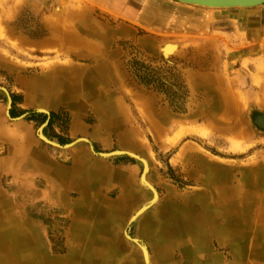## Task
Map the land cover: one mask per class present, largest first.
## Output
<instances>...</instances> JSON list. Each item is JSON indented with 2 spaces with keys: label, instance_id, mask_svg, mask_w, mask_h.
Returning a JSON list of instances; mask_svg holds the SVG:
<instances>
[{
  "label": "rangeland",
  "instance_id": "obj_1",
  "mask_svg": "<svg viewBox=\"0 0 264 264\" xmlns=\"http://www.w3.org/2000/svg\"><path fill=\"white\" fill-rule=\"evenodd\" d=\"M154 2L131 21L93 0H0V222L69 256L86 191L139 264H264V78L243 57L262 6Z\"/></svg>",
  "mask_w": 264,
  "mask_h": 264
},
{
  "label": "bare ground",
  "instance_id": "obj_2",
  "mask_svg": "<svg viewBox=\"0 0 264 264\" xmlns=\"http://www.w3.org/2000/svg\"><path fill=\"white\" fill-rule=\"evenodd\" d=\"M184 5H189V4H184ZM189 6H196V7L209 8V9H251V8H240V7L212 8V7L198 6V5H189ZM102 47L103 46H101L98 43H93L91 46L93 50L95 49L99 50V48ZM163 50L165 52L170 50L173 51L175 50V47L168 44V46L166 45L165 48H163ZM95 62L97 61H93V63ZM52 170H54L55 178L59 183V185H63V186L75 185V187L77 186L75 180H73L74 181L73 183L72 179H69L70 176L68 177V175H72V174L70 172H67V170H58V169L56 170L53 168ZM78 196L82 197L81 198L83 200L82 202L80 203L69 202L70 203L69 206L74 209L73 210L74 219L72 222L71 229L69 231L73 239L72 241L74 242V247H72L69 256L63 258H53V259L44 258V256L39 254L36 248L32 246V242L30 245L29 243L25 244V242L23 241L22 238L24 234L26 236V232H27L26 229L24 232L23 230H21L22 227L20 225L16 226L12 223L4 224L0 222L1 255L5 258L10 259L14 263L16 262L17 264L19 263L20 264H139L137 257L136 256L133 257L132 255V249L134 250L136 246L134 245L127 246L126 243L124 245L122 239L117 240L115 238V235L110 233L111 225L113 223V221H111L110 219L113 215L109 210V208H111V204L105 202L102 204L103 207L101 209L97 207L95 212L93 211V209L88 208L86 203L83 204V202H86V199L89 196V192L86 191L79 192ZM118 199H120V197L117 198V200ZM90 206L91 205H89V207ZM96 215L98 216L97 219H96L97 217ZM154 217H156L159 222V223L155 222L154 224L156 225V229L159 231V236L170 235L173 228L171 227L172 222H170L168 217H166L164 214L159 212L156 213V216ZM100 218L104 224L97 225L99 221L98 219ZM106 218H109V220H106Z\"/></svg>",
  "mask_w": 264,
  "mask_h": 264
},
{
  "label": "crops",
  "instance_id": "obj_3",
  "mask_svg": "<svg viewBox=\"0 0 264 264\" xmlns=\"http://www.w3.org/2000/svg\"><path fill=\"white\" fill-rule=\"evenodd\" d=\"M93 1L96 3V5L98 7L108 11L109 13H112L113 15H116L119 18H122L125 20H131V21L137 20L139 17H142V13L145 11L146 8L151 9L153 6H155L154 0H93ZM227 10H230V9H227ZM229 14L231 15V13H229ZM247 14H249L251 17H254V18L256 16H260V15L264 16V5H262L261 9L251 11ZM232 17H234V16H232ZM121 30L124 31V33H125L124 28L117 29L116 31L120 32ZM254 30L256 31V33H254V36H253L254 38L251 42L252 47L245 49L246 54L243 57H244V59H247L248 62H254L255 64H257V63L260 64V66L262 68V73H263L262 75L264 78V25H263V27H260V28H254ZM231 54H233V53L231 52ZM238 60H239V58H236V59L234 58L231 60V63L238 61ZM62 73H65V74L66 73H72V74L75 73L74 75H77L79 73V71L73 70V69H71V70H67V69L66 70H60V71L52 72V74L46 75L45 77H52L54 74H61L62 75ZM66 75L68 76V74H66ZM71 77H73V76L71 75ZM215 79H217V86H219L220 89L223 91V89H222L223 86L219 82V79L217 77H215ZM258 81H259V79L257 78L256 82H258ZM228 90H231L232 93H234L237 96V99L239 98V92L234 91L233 86H230ZM107 92H108V90H107ZM54 101H56V100H54ZM59 101H61V100H59ZM66 106L68 108H70L68 105H66ZM239 119H240V117H239ZM239 119L237 118V120H239ZM237 120H235V121H237ZM232 122H234V121H232ZM232 122L225 124V125H230ZM231 126H233V125H231ZM75 156L77 157V159L85 157L80 152L77 153ZM76 163H78V162H76Z\"/></svg>",
  "mask_w": 264,
  "mask_h": 264
},
{
  "label": "water",
  "instance_id": "obj_4",
  "mask_svg": "<svg viewBox=\"0 0 264 264\" xmlns=\"http://www.w3.org/2000/svg\"><path fill=\"white\" fill-rule=\"evenodd\" d=\"M189 5L212 8H255L264 5V0H173Z\"/></svg>",
  "mask_w": 264,
  "mask_h": 264
}]
</instances>
